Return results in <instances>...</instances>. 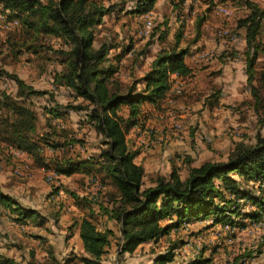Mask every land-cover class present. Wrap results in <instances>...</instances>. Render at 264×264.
Listing matches in <instances>:
<instances>
[{"label": "rangeland", "instance_id": "374dc122", "mask_svg": "<svg viewBox=\"0 0 264 264\" xmlns=\"http://www.w3.org/2000/svg\"><path fill=\"white\" fill-rule=\"evenodd\" d=\"M136 1L102 0L105 6L116 4V9L95 26V46L103 40H113L119 45L110 51L109 56L118 65L117 77L124 83L141 76L148 69L160 47L155 41L159 30L165 28L169 30L170 41L175 32L182 30L180 47L190 43L199 33L196 52L208 50L209 55L208 52L201 53L213 59L224 50L222 56L244 61L245 41L240 40L243 35L239 29H235L237 19L248 13L244 0H156L149 12L128 14L127 11L134 8ZM251 1L264 8V0ZM218 6L225 11L218 10ZM10 15L8 10L3 11L0 7V69L17 76L32 89L47 90L52 95L31 94L25 100L36 113V133L55 129L54 137L62 140L59 135L65 129L82 140L74 142L68 154L85 157L98 153L100 136L86 122L83 112L70 110L65 118L48 120L43 109L55 103L62 106L81 101L74 98L71 89L57 87L53 83L54 75L61 69L58 50L66 48L62 38L27 35L20 19ZM206 38L218 44L205 47L201 41ZM259 39L264 51V29ZM233 41H236V47L228 44ZM129 44H132V50L124 53L117 62L116 56ZM193 45H190L188 56L195 54ZM28 46L31 47L29 50ZM32 48H36L37 52H32ZM256 67L257 72L264 69V54L260 55ZM1 76L0 91L15 97L18 90L16 82L8 76ZM238 81L241 91L247 90L246 96L241 95L231 104L225 103L214 114L206 113L204 116L195 110L193 113L199 114L193 120L195 123L189 122L193 124H188L189 119L182 116L189 107L180 101L185 95L184 80H173L159 108L144 105V109L149 108L150 113L142 117L143 127L131 128L126 138L129 147L138 151L135 161L144 168L145 180L158 174L168 175L174 168L183 176L187 165L185 159H190L191 165L206 159H219L222 152L230 149L235 141L243 139L251 143L257 133L264 135V110L254 108L250 85L243 79ZM262 95L263 91H260ZM195 98L194 95L187 100L194 102ZM122 113L127 115L126 111ZM49 123L51 128H48ZM219 129L220 133H216ZM43 153L49 155L51 150L44 147ZM18 155L17 150L5 146L0 140V189L19 207L35 210L40 216L18 220V211L11 210L17 206L16 203L8 207L0 202V253L23 264H61L68 260L69 264H80L79 258L84 252L78 227L73 226V222L89 214L82 198L93 201V198L99 197L102 203L110 202L108 191L112 189L111 185L99 179L90 182L89 175L79 172L48 181L50 171L35 166L31 157L26 158L27 153ZM255 185L249 184L247 188L259 193ZM57 186L61 187L58 193L54 190ZM254 211L256 208L249 202L241 207V213ZM210 217L185 223L157 243L141 244L132 254H121L118 226L106 215H98L94 218L97 227H108L114 232L101 262L149 264L157 254L177 242L171 264H186L199 259H207L206 264H264V214L257 219L234 215L233 225L212 224L213 217ZM166 221L168 219L162 223Z\"/></svg>", "mask_w": 264, "mask_h": 264}, {"label": "trees", "instance_id": "16d2710c", "mask_svg": "<svg viewBox=\"0 0 264 264\" xmlns=\"http://www.w3.org/2000/svg\"><path fill=\"white\" fill-rule=\"evenodd\" d=\"M244 2L248 13L237 19L235 29H245L246 82L250 85L254 108L259 111L264 110V69L256 71V59L258 52L263 50L259 35L264 29V8L251 0ZM155 3L156 0H137L127 13L144 14L152 10ZM0 7L20 19L27 35L60 37L66 46L58 50L61 69L54 75L53 83L71 89L74 98L81 101L44 106L47 119L65 118L70 110L83 112L86 122L100 136V151L83 157L68 154L74 142L82 140L65 129L59 135L62 140L55 138V129L36 133L37 116L25 100L31 94L49 93L52 96L51 92L32 89L17 76L0 69V75L13 79L18 89L15 97L0 91V140L5 146L27 153L35 166L50 173L69 176L79 172L89 175L90 182L99 179L111 185L112 189L108 191L110 202L102 203L99 197L93 201L82 198L89 214L73 222V226L78 227L84 252L79 258L80 264H102L101 258L111 243L114 232L108 227H97L94 218L98 215H106L115 221L120 234L119 252L132 254L141 244L157 243L168 237L171 231L194 220L212 216V224L233 225L234 215L257 219L264 214V135L257 133L251 143L243 139L235 141L224 159L205 160L199 165H191V160L185 159L187 165L183 176L174 168L168 175L158 174L148 180L144 178L142 165L135 161L138 151L132 150L127 142L126 135L131 128L143 127L144 105L159 108L173 76L191 74L185 60L199 33L190 43L180 47L182 30L172 35V41L168 39V28L159 30L155 41L160 47L148 69L124 83L117 77L118 65L109 56L110 51L119 45L113 40L94 45L95 26L116 9V4L105 6L102 0H0ZM131 50L132 44H129L116 56L117 62ZM32 52L36 53L37 49L32 48ZM260 91H263L262 96ZM48 128H51L50 123ZM44 147L51 150L49 155L43 153ZM249 184H256L259 193L248 189ZM60 188L55 187V192L58 193ZM0 202L8 207L16 203L1 189ZM248 202L256 211L241 213V207ZM11 210L18 211L17 219L21 221L40 216L37 211L18 205ZM166 219L168 221L162 223ZM177 247V242L172 243L149 264H171ZM207 262V259H199L186 264ZM0 264L23 263L0 253Z\"/></svg>", "mask_w": 264, "mask_h": 264}, {"label": "crops", "instance_id": "0c3cea01", "mask_svg": "<svg viewBox=\"0 0 264 264\" xmlns=\"http://www.w3.org/2000/svg\"><path fill=\"white\" fill-rule=\"evenodd\" d=\"M240 29L239 31L243 35L240 37V40L245 41V45H243L245 49L246 47L245 29L244 28H240ZM198 39L199 37L197 38V41ZM197 41L195 42V45L192 46L195 49L194 52L195 54L191 56H187L185 60L187 65L191 68V74L186 77L173 76L174 78L173 80L176 79L184 80L183 92L185 95L183 99H180V101H182V104H184L185 106L189 105V107L187 106V109L184 111V114H182V116H185L184 118L189 119V121H187L188 124L195 123L193 122V120L197 118L199 111L200 113H203L204 116L206 115V113L214 114V111L220 109L221 106L224 105L225 103L231 104L234 99L236 98L240 99L241 95L246 96L247 94L246 89L241 91L240 89L241 84L238 81L239 79H243L246 81L247 76L245 72L244 61L243 62L242 60L237 61L235 59H230V57L227 56L224 57V55L222 56L221 54H224L223 53L224 50L221 52L219 57L213 59L209 57L207 58L205 57L207 55L201 52H209L208 50L205 51L201 50L196 52V50H198L197 49L198 45H196ZM259 41L262 42L260 39ZM201 42L204 44L205 47L211 46L213 44H218V42L213 43V41L209 38H206ZM228 44H231L234 47H236V41H233V43H228ZM261 54H264L263 50H260L258 52L256 63L259 62ZM256 69L258 68L256 67ZM194 95L196 96L195 98L196 101L193 102L187 100V98H191ZM145 110H146V114L148 115L150 113L149 111L150 109L146 108ZM195 110L196 111L198 110V112L193 113ZM181 112L183 111L181 110ZM189 122H193V123H189ZM218 132L220 133V129L216 131V133ZM227 149L222 152V156L219 159L216 158V159H206V160L224 159L229 151V149L228 150ZM22 153L23 152H19V155ZM26 156H27L26 158L30 157L28 155ZM200 163L198 162L195 165H199ZM60 177L66 178L65 175L62 176L60 175Z\"/></svg>", "mask_w": 264, "mask_h": 264}, {"label": "bare ground", "instance_id": "6f19581e", "mask_svg": "<svg viewBox=\"0 0 264 264\" xmlns=\"http://www.w3.org/2000/svg\"><path fill=\"white\" fill-rule=\"evenodd\" d=\"M218 10H220V11H225V9H223L222 7H220V6H218V7H216ZM48 176V181H52L53 179H55V178H50L51 176H52V173H50L49 175H47ZM258 222V221H257Z\"/></svg>", "mask_w": 264, "mask_h": 264}, {"label": "built area", "instance_id": "2783aa9c", "mask_svg": "<svg viewBox=\"0 0 264 264\" xmlns=\"http://www.w3.org/2000/svg\"><path fill=\"white\" fill-rule=\"evenodd\" d=\"M147 27H149V26H147ZM208 55H209V52H208ZM199 56H200V55H199ZM58 177H59V175H57V174H53V173H52V176H51L50 178H56V179H57Z\"/></svg>", "mask_w": 264, "mask_h": 264}]
</instances>
